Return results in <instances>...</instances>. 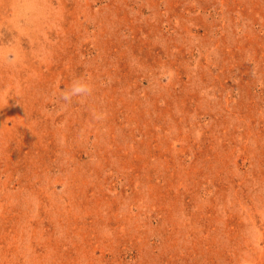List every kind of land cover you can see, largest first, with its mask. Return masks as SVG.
<instances>
[{
  "label": "rangeland",
  "instance_id": "1",
  "mask_svg": "<svg viewBox=\"0 0 264 264\" xmlns=\"http://www.w3.org/2000/svg\"><path fill=\"white\" fill-rule=\"evenodd\" d=\"M0 264H264V0H0Z\"/></svg>",
  "mask_w": 264,
  "mask_h": 264
},
{
  "label": "clouds",
  "instance_id": "2",
  "mask_svg": "<svg viewBox=\"0 0 264 264\" xmlns=\"http://www.w3.org/2000/svg\"><path fill=\"white\" fill-rule=\"evenodd\" d=\"M91 85L84 80L77 79L72 82L69 88L62 92V98L70 102L73 97H83L91 92ZM97 119L102 118L97 116Z\"/></svg>",
  "mask_w": 264,
  "mask_h": 264
}]
</instances>
